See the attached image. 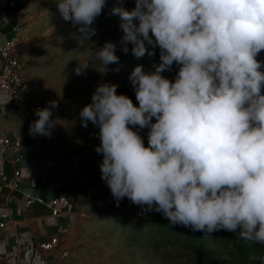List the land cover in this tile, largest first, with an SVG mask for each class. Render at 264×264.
Returning a JSON list of instances; mask_svg holds the SVG:
<instances>
[{
    "label": "clouds",
    "instance_id": "9594fccd",
    "mask_svg": "<svg viewBox=\"0 0 264 264\" xmlns=\"http://www.w3.org/2000/svg\"><path fill=\"white\" fill-rule=\"evenodd\" d=\"M105 7L106 0L58 4L81 32ZM112 14L121 18L125 54L129 43L138 59L146 45L159 47L162 62L155 72L140 65L131 74L138 107L117 85L101 84L79 113L83 127L99 128L95 150L116 206L127 197L205 239L225 230L264 246V64L257 60L264 0H136L132 11ZM115 52L106 43L90 60L106 70L119 63ZM174 63L172 82L162 73ZM75 72L82 74L79 66ZM36 115L30 135H50V109ZM137 126L150 129L148 147Z\"/></svg>",
    "mask_w": 264,
    "mask_h": 264
},
{
    "label": "rangeland",
    "instance_id": "374dc122",
    "mask_svg": "<svg viewBox=\"0 0 264 264\" xmlns=\"http://www.w3.org/2000/svg\"><path fill=\"white\" fill-rule=\"evenodd\" d=\"M60 2L26 0L17 10L23 22L24 77L33 88L36 101L50 106V121L54 124L50 135H42L46 149L42 148L36 160L45 182L59 183L72 196L70 210L73 209L75 219L65 232L68 248L76 254L77 264H189L185 257L175 255L187 252V248L168 245L161 239L171 231V224L161 218V213L134 205L127 197L116 206L102 179L103 155L95 150L101 143L99 128L91 122L87 128L83 127L79 116L101 84L117 85V94L128 96L138 107L131 74L140 65L145 72H155L162 63L159 47L146 45L148 52L139 59L132 54L130 43L129 52H123L121 18L113 15L112 9L123 7L130 12L135 9L136 0H106L101 15L85 32L80 31L79 25L74 27L63 19L58 9ZM92 30L95 35L91 34ZM106 43L116 46L119 63L110 64L105 70L103 64L90 59L93 50L103 48ZM257 60L264 64V51ZM78 66L82 70L80 75L75 72ZM179 67L174 63L162 75L175 82ZM50 101L58 107H51ZM152 122H156L155 118ZM133 131L138 132L148 147L150 129L137 126ZM25 189L41 192L40 188ZM186 229L180 225L184 234ZM234 234L240 236L238 232ZM216 237L219 231L207 237V248L219 259L228 258V254L222 253L224 245L218 244Z\"/></svg>",
    "mask_w": 264,
    "mask_h": 264
},
{
    "label": "crops",
    "instance_id": "0c3cea01",
    "mask_svg": "<svg viewBox=\"0 0 264 264\" xmlns=\"http://www.w3.org/2000/svg\"><path fill=\"white\" fill-rule=\"evenodd\" d=\"M25 1L17 0L18 6H22ZM17 7H10L0 0L1 38L13 36V27L21 24L18 34L21 41L23 22ZM19 8L23 11L22 7ZM34 121L27 108L0 102V136L18 133L24 140L23 147L16 150V154L22 156L21 162H12L0 154V221L3 213L8 215L6 227L0 228V264H77L76 254L71 253L65 240V232L75 219L71 212L73 209L66 217H54L50 207L45 204L36 203L28 210L20 207L22 190L25 188H40L43 193H49V184L46 185L36 160L46 146L42 145V135H30ZM23 165H29L30 170L23 169L21 176L15 177L14 169ZM14 181L19 184V188L12 191V200L7 203V195L11 192L9 187ZM53 235H60L59 246L50 251H37L31 256H24L23 247L26 243L41 242ZM16 239L20 241L18 246Z\"/></svg>",
    "mask_w": 264,
    "mask_h": 264
},
{
    "label": "built area",
    "instance_id": "2783aa9c",
    "mask_svg": "<svg viewBox=\"0 0 264 264\" xmlns=\"http://www.w3.org/2000/svg\"><path fill=\"white\" fill-rule=\"evenodd\" d=\"M2 1L4 4L13 8L18 6L17 0ZM20 29L21 24H16L13 27V36L6 38L0 37V102L5 101L22 108H27L32 119L38 120L39 117L36 115V110L49 108V106L45 102L36 101L33 88L24 77L22 45L18 35ZM23 143V137L18 133L0 136V154L9 158L12 162H21L22 156L16 154V150L22 148ZM23 169L30 170V166L23 165L21 168H15V177H20ZM48 184V194L42 191L40 193H34L31 190H22L20 207L28 210L36 203L45 204L50 207L51 214L54 217H66L72 206L71 193L59 183H46V185ZM9 188L11 192L7 195V203L12 200V191L18 189L19 184L14 181ZM7 221L8 215L3 213L0 228H5ZM15 242L17 246L20 244L18 239ZM60 242V235L50 236L37 243L28 242L23 247L24 256H31V254L37 251L46 252L53 250L59 246Z\"/></svg>",
    "mask_w": 264,
    "mask_h": 264
},
{
    "label": "trees",
    "instance_id": "16d2710c",
    "mask_svg": "<svg viewBox=\"0 0 264 264\" xmlns=\"http://www.w3.org/2000/svg\"><path fill=\"white\" fill-rule=\"evenodd\" d=\"M261 71H264V68ZM170 227V233H166L161 239L168 245L187 248V252H177L175 255L185 257L189 264H219V261L221 264H264V246L245 240L232 232L221 230L219 237H216L217 243L225 247L222 253L229 255L228 258L219 259L214 251L207 248L209 240L205 239L203 232H194L187 228L184 234L180 231V225Z\"/></svg>",
    "mask_w": 264,
    "mask_h": 264
}]
</instances>
